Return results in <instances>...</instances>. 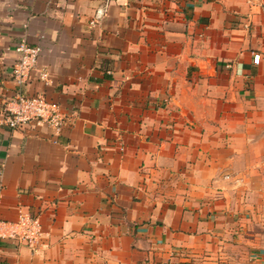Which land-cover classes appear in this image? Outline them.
Instances as JSON below:
<instances>
[{
	"label": "crops",
	"instance_id": "crops-1",
	"mask_svg": "<svg viewBox=\"0 0 264 264\" xmlns=\"http://www.w3.org/2000/svg\"><path fill=\"white\" fill-rule=\"evenodd\" d=\"M20 40L49 72L22 92L74 117L0 123V219L42 229L0 264H216L261 235L264 0H0V120Z\"/></svg>",
	"mask_w": 264,
	"mask_h": 264
},
{
	"label": "built area",
	"instance_id": "built-area-1",
	"mask_svg": "<svg viewBox=\"0 0 264 264\" xmlns=\"http://www.w3.org/2000/svg\"><path fill=\"white\" fill-rule=\"evenodd\" d=\"M15 50L19 56L10 68L16 86L15 92L13 97L5 102L0 123L10 128L44 124L49 126L55 135L60 134L63 127L72 121L74 114L63 111L57 103L49 101L42 91L32 95L22 92V87L31 79L32 73L33 80L43 83L49 81V72L38 66L40 47L20 40ZM253 61L258 63L259 53H253ZM41 235V223L36 215L21 210L15 222L0 219V239L23 243L31 252L37 251Z\"/></svg>",
	"mask_w": 264,
	"mask_h": 264
},
{
	"label": "rangeland",
	"instance_id": "rangeland-1",
	"mask_svg": "<svg viewBox=\"0 0 264 264\" xmlns=\"http://www.w3.org/2000/svg\"><path fill=\"white\" fill-rule=\"evenodd\" d=\"M262 213V216L256 218L255 224H253L261 233V235L252 237L254 243L235 242L233 247L220 259L210 261L216 262V264H264V212Z\"/></svg>",
	"mask_w": 264,
	"mask_h": 264
}]
</instances>
